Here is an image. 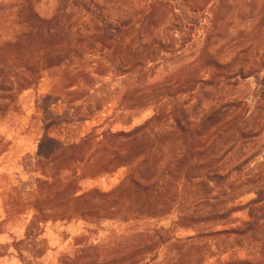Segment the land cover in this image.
<instances>
[{
	"label": "rangeland",
	"instance_id": "rangeland-1",
	"mask_svg": "<svg viewBox=\"0 0 264 264\" xmlns=\"http://www.w3.org/2000/svg\"><path fill=\"white\" fill-rule=\"evenodd\" d=\"M99 2L135 25L93 58L45 73L0 116V264H264V0ZM4 9L11 10L0 17V40L20 31L15 12L51 19L63 4L0 0ZM71 20L74 31L89 21L80 11ZM42 51L27 63L9 59L12 80L28 78L23 67H38ZM217 108L223 116L215 132L206 119ZM170 111L185 126L178 150L184 138H207L208 146L219 134L216 160L204 165L227 178L174 180L171 202L164 204L162 190L152 205L165 213L145 214L147 199L134 186L125 198L91 205L124 180L149 182L155 170L142 174L133 164L85 177L81 165L57 173L50 162L85 135L99 140L153 117L165 126ZM170 156L165 147L159 158L164 164ZM57 176L75 179L85 195L78 201L88 204L50 205ZM93 209L95 217L83 215Z\"/></svg>",
	"mask_w": 264,
	"mask_h": 264
},
{
	"label": "trees",
	"instance_id": "trees-1",
	"mask_svg": "<svg viewBox=\"0 0 264 264\" xmlns=\"http://www.w3.org/2000/svg\"><path fill=\"white\" fill-rule=\"evenodd\" d=\"M100 0H61L63 9L60 13L50 18L43 17L39 14L30 12H15V24L18 31L13 37L4 36L0 40V116L8 112L9 107L15 102L16 96L23 90L32 88L42 79L48 71L66 68L71 66L75 61H84L85 55L93 58L97 51H102L110 38L120 36L124 31L132 28L135 23L131 16L121 17L109 9V4H102ZM171 1V0H162ZM1 11L0 17L6 12ZM75 11L85 13L88 17V24L85 28H76L74 31L71 14ZM75 37V38H74ZM68 45L65 47V45ZM34 49L43 50L45 54L42 63L31 68L27 64L23 67L30 72L28 78L24 80H12L10 74L12 70L8 64L9 59H17L27 63L33 61L31 52ZM93 56V57H92ZM137 61H131V66L138 64ZM32 72V73H31ZM81 75V72L78 74ZM78 78L71 77L69 86H73ZM7 99L9 102H7ZM223 112L220 108L210 112L206 119L207 129L219 131L221 126ZM171 111L167 114L165 126H158V118L153 117L145 124L134 128L131 131L116 133L103 132L99 140L92 134L85 135L78 143L67 148L57 151L55 156L50 158L52 166L56 168L57 173L61 169L75 170L77 165H81L85 177H96L102 174L113 173L119 167L136 165L140 173L147 169L155 170L152 180L149 182H140L124 180L115 189L107 193H99L100 202L94 205L98 207L99 203H108L109 199L118 196H125L132 191L134 186L135 192L140 189L145 202L143 212L148 215L165 213L169 208L158 210L152 205L159 198L162 190L167 191L162 196L168 198L166 203L171 202L168 191L170 186L174 185V180L185 181L187 183L205 176L211 179L227 178V174L214 169H208L207 163H213L216 160L219 134L210 141L206 146L207 138L202 140L199 136L188 143L184 138L185 145L178 150L179 141L177 136L182 133L185 126L179 120V117L173 118ZM176 117V116H175ZM172 121L170 124L168 122ZM220 122V124H218ZM170 136V138H169ZM213 136V135H212ZM211 136V137H212ZM117 146H115V144ZM167 147L171 151L169 161L163 164L159 155ZM105 151L106 154L102 152ZM162 162L160 165L159 162ZM158 168L156 165H158ZM201 164V166H196ZM163 165V166H162ZM163 167L160 170V167ZM143 174V173H142ZM55 180L58 190L49 196L50 205H58L74 201L77 207L88 204L87 200L78 201L85 195H80L79 188L75 179L63 180L59 176ZM128 181V182H127ZM165 189V190H164ZM78 201V202H77ZM151 206V207H150ZM81 208V207H80ZM233 210V209H232ZM229 210L227 213H230ZM110 207L105 215L112 212ZM96 210H86L83 215L95 217ZM104 217V216H96ZM105 218V217H104ZM162 231L164 229L161 228ZM227 234H237L238 230H225Z\"/></svg>",
	"mask_w": 264,
	"mask_h": 264
},
{
	"label": "crops",
	"instance_id": "crops-1",
	"mask_svg": "<svg viewBox=\"0 0 264 264\" xmlns=\"http://www.w3.org/2000/svg\"><path fill=\"white\" fill-rule=\"evenodd\" d=\"M1 263V262H0Z\"/></svg>",
	"mask_w": 264,
	"mask_h": 264
}]
</instances>
